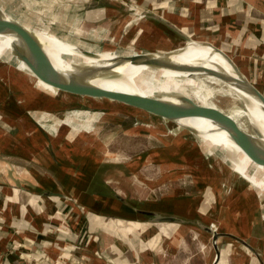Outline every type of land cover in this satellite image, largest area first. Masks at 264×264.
Here are the masks:
<instances>
[{"label":"crops","instance_id":"0c3cea01","mask_svg":"<svg viewBox=\"0 0 264 264\" xmlns=\"http://www.w3.org/2000/svg\"><path fill=\"white\" fill-rule=\"evenodd\" d=\"M79 1L86 4L79 13L82 16L80 20L87 25H96V30L89 28L90 33L96 32V35L91 36L94 39L83 38L84 42L122 54L128 47L132 51L126 54H135L178 50L188 44L187 36L196 42L211 43L227 56L230 55L239 69L264 91V0ZM40 3L46 6L62 3V10L67 13L78 9L67 0L61 3L58 0H40ZM156 16L162 17L168 24ZM0 64L21 76L23 83L27 81L34 91L41 93L43 89L47 90L41 87L42 81L25 72L22 66L1 60ZM0 85V92H9L2 82ZM22 89L19 88L20 91ZM47 91L46 100L54 99L57 102V94ZM15 95L10 98L14 110L8 108L9 104L5 106L0 103V113L7 115L9 112L13 118L25 116L20 99L14 100L19 95ZM63 101L64 98H61ZM30 110L38 111L37 107H30ZM81 115L86 117L85 114ZM142 118L157 127L161 134L167 129L159 121ZM25 120L19 118L14 124L21 127L24 132L22 136L0 135V264L214 263L217 252L211 233L199 226L200 223H214L211 219L213 212L215 215L223 212L222 199L219 194L216 197L213 187L207 188L211 196L204 195L199 206H185L186 201L195 199V196L188 197V193L183 196L180 193L172 194L161 199V202L149 198L154 203H146V206L143 200L139 204H131L119 189L123 188L107 181L105 173L95 172L93 174L98 175L95 176L86 172L85 167L86 171L78 170L74 162L59 166L57 152L54 157L48 155L51 162L49 166L46 163V168L49 173L43 172L47 154L37 149L41 143L40 135L25 134L26 126L31 127L30 122ZM69 123L75 129L79 125L72 121ZM37 124L36 131L45 127L42 123ZM89 124L90 120L86 119L82 127L86 129L87 125L89 128ZM43 130L48 132L45 128ZM76 136L79 134L73 135V138ZM48 137L51 138L48 141L50 144L64 138L59 135ZM11 142H14L13 146L9 145ZM27 147L35 150L33 154H26ZM240 181L237 180L238 183ZM218 201L220 208L212 209L218 206ZM143 203L144 207L177 215L188 221L157 223L132 220L135 214L132 206ZM213 203L214 206L208 209V204ZM119 222L124 224L119 225ZM223 223L226 221L219 218L217 224L223 235L218 239L221 251L218 264H243L236 257L241 253L248 259L249 251H253L262 262L251 241L235 231L230 233L229 227H222ZM214 226L217 227L216 224ZM240 240L247 242L250 248Z\"/></svg>","mask_w":264,"mask_h":264},{"label":"rangeland","instance_id":"374dc122","mask_svg":"<svg viewBox=\"0 0 264 264\" xmlns=\"http://www.w3.org/2000/svg\"><path fill=\"white\" fill-rule=\"evenodd\" d=\"M4 1H7V7L10 10L11 5L20 6L21 9L17 17L27 18L29 15L28 22L32 23L34 27L49 28L62 38L70 37L75 46L87 50L96 47L83 42V38L94 39L91 36L92 34L96 35L95 31L89 32L91 28L96 30V25H87L80 20L82 16H79V13L82 9L84 10L83 6L86 7L85 3L83 4L79 0H67L78 8L73 13H67L64 12V9L62 10V0H58L61 3L58 6L43 5L40 0H0V2ZM126 48L123 52L130 53L131 48ZM193 78L204 82L206 89L212 91L210 103L224 112L232 114L244 107V102L233 92H228L225 85L210 82L203 76ZM0 79H3L0 80V83L2 82V85L9 90L4 94L0 92V103L5 106L9 104L8 108L14 110L15 106L10 102V98L13 97V94L19 95V98L15 97L14 100L20 99L21 109L26 113L25 116H15V118L11 117L9 112L7 115H4L3 112V114L0 113V135L22 136L24 132L21 131V127L14 124L18 122L19 118L30 122L31 127L26 126L25 134L27 136L30 134L40 135L41 143L37 149L44 152L45 155L47 154L42 168L43 172L49 173L46 168V165L49 166L51 162L48 155L51 154L54 157L57 152L59 166L66 165L68 162V165H71L74 162L78 170H85L83 168L85 167L87 169L85 171L92 174L103 172L107 181L123 188L119 189L123 191V196L128 198L131 204H139V201L143 200L145 206L146 203H154L150 202L149 198L159 199L156 201L161 202V199L178 193L182 196L186 193L190 194L188 197L195 196L193 201L187 199L186 207L199 206L203 196L207 197V188L211 186L216 190V197L218 194L220 195L224 207L221 208L222 214L218 212V215H215L213 212L211 219L215 221L214 224L219 229L217 223L221 218L226 221L223 223V228L226 225L229 227L230 233L235 231L234 233H239L249 239L257 248V250L254 249L260 254L258 257L262 259V262L257 259V255L253 254V251H249V257L247 256L248 259H245V255L239 253L240 251L237 249L235 250L239 254L236 259L243 264H264V199L260 197L259 192L253 186L254 183L249 181L245 172L223 162L216 154L221 155L219 148L189 134L188 131L183 133L182 130L177 131L167 127L161 134L157 127L143 120V116L138 115L131 108L111 101L95 100L65 93L42 82V88L49 92H55L60 97L55 95L57 102H54V99L53 101L52 99L46 100L47 90L43 89L41 93L34 91L27 81L24 84L21 76L2 64H0ZM21 87L23 89L20 91ZM0 88H2L1 85ZM61 98H64L65 102H61ZM30 107H37L39 113L30 110ZM81 114H85L86 117H81L83 116ZM94 117L97 118L94 120ZM86 119L90 120V124L89 128L85 125V129L82 126ZM68 120L79 123L77 129ZM38 122L45 125L43 128L47 129L49 133L45 132L43 128L36 131ZM242 125L245 130L254 131L248 118L242 120ZM75 134H79V136L74 139L73 135ZM50 135H59L64 138L50 144L48 142L51 141V138L48 137ZM9 145L13 146L14 142ZM33 151H35L33 148H26L27 155L33 154ZM73 172L76 174V171ZM96 174L93 175L98 176ZM239 179L241 180L240 184L237 182ZM124 189L126 190L124 191ZM213 194L215 195L214 192ZM208 205V209H210L214 203ZM218 208H220V201H218V206H214L212 209L217 210ZM231 247L233 248V245ZM230 260H232V256H230Z\"/></svg>","mask_w":264,"mask_h":264},{"label":"water","instance_id":"95a60500","mask_svg":"<svg viewBox=\"0 0 264 264\" xmlns=\"http://www.w3.org/2000/svg\"><path fill=\"white\" fill-rule=\"evenodd\" d=\"M157 18L168 24V22L162 17ZM169 26L174 28V26L170 24ZM0 35L12 38L10 43L12 55L16 59L24 62L26 65L25 72L55 89L80 97L117 103L133 109L138 115L150 120L159 121L168 128L171 127L177 131L182 130L184 133L188 131L189 134L194 135L199 139H201V133L187 125L184 120L190 118L208 119L215 125H218L221 129L228 132L231 140L239 146L248 157L254 162L264 166V140L258 129L254 126H252L254 130L253 132L248 129H243L229 113H226L219 108L210 105H200L189 97L174 99L165 96L164 94H155L152 96L144 95L142 93L125 94L122 92H113L94 84L95 81L100 78H120L127 80L128 76H135L136 74L132 73V67H145V69L158 70L166 69L173 71L185 70L189 72V75L192 77H213L255 96L261 103L264 112V91L239 69L238 65L233 62L230 55L228 57L224 51L215 47V45H212L211 43L196 42L186 36L188 40L187 45L191 43H203L213 47L216 52H219L228 58L229 62L233 64L235 76L222 72L220 68H196L189 64L179 63L173 59V56L181 50L122 54L97 48V54L81 47H76L73 43L65 41L64 38L56 35L62 39V41L66 43L68 42L79 55L86 59H93L92 62H78L73 65V70L62 72L54 65L47 52L48 47L56 48V46L39 36L35 29L8 15L1 6ZM105 53H109L110 57L104 56ZM0 60L7 62L4 57H0ZM216 154L223 160V162L232 167L221 155L218 153ZM224 154H226L227 158L233 156L229 151H226V153L224 152ZM43 193L52 194L51 192ZM132 210L135 214L131 219L135 221H151L157 223H186L188 221L186 218L168 214L158 209L144 207L143 205L132 206ZM199 226L211 233L213 246L216 248L217 252L213 264H218L221 260L218 239L223 234L219 232V229L216 226H214V223H200ZM229 236L239 240V238L234 235L229 234ZM241 242L250 248V245L247 242L243 240Z\"/></svg>","mask_w":264,"mask_h":264},{"label":"bare ground","instance_id":"6f19581e","mask_svg":"<svg viewBox=\"0 0 264 264\" xmlns=\"http://www.w3.org/2000/svg\"><path fill=\"white\" fill-rule=\"evenodd\" d=\"M7 4V1L0 2L1 8H3L8 15L35 29L39 36L56 46V48L48 47L47 52L58 70L62 72L71 71L73 70V65L78 62H92L93 59H86L75 52L73 47L69 45L68 42L66 43L56 36V32L45 27H34L32 23L28 22L29 15L27 18L17 17V14L21 9L20 6L17 7V5L13 6L10 4L12 6L10 10L7 7ZM67 38L68 37L64 38L65 41L73 43L72 38ZM11 40V37L0 35V57H4L7 62L22 66V68L26 70L24 62L16 59L12 55L10 47ZM167 46L169 47V45ZM88 51L98 54L97 47H92ZM178 51L179 52L173 56V59L179 63L189 64L191 66H195L196 68H220L222 72L235 76L233 64L229 62L228 58L219 52H216L211 46L203 43H191L181 47ZM104 56L110 57V54L105 53ZM131 71L136 74L135 76H128L127 80L120 78H100L96 80L94 84L113 92H122L125 94L142 93L148 96L164 94L165 96L172 97L174 99L189 97L200 105H210L212 107H216L210 103L212 91L207 90L208 88L206 89L204 82H200L196 78H193L189 75V72L185 70L173 71L166 69L158 70L145 69V67H132ZM206 78L210 82L225 85L228 88V92H233L234 95L236 94L237 97L244 102V107L233 112L230 116L242 128V120L248 118L251 124L261 133L262 139L264 140V112L262 110L261 103L256 99V97L213 77ZM209 86L211 85L209 84ZM184 122L192 128L198 130L201 133L202 140H205L208 144L219 148L221 150V155L231 166L245 172L249 181L254 183L253 186L259 192L260 197L264 199V166L254 162L250 157H248L247 154L231 140L228 132L221 129L218 125H215L212 121L204 118H190L184 120ZM226 151L232 153L233 156L227 158L226 154H224Z\"/></svg>","mask_w":264,"mask_h":264},{"label":"trees","instance_id":"16d2710c","mask_svg":"<svg viewBox=\"0 0 264 264\" xmlns=\"http://www.w3.org/2000/svg\"><path fill=\"white\" fill-rule=\"evenodd\" d=\"M211 196V193L209 192H207V197H210ZM122 224H124L123 222H119V225H122Z\"/></svg>","mask_w":264,"mask_h":264}]
</instances>
